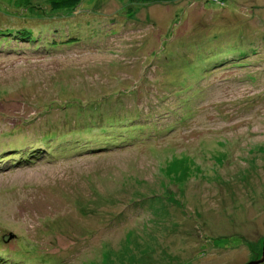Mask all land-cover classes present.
I'll return each instance as SVG.
<instances>
[{
  "label": "rangeland",
  "instance_id": "rangeland-1",
  "mask_svg": "<svg viewBox=\"0 0 264 264\" xmlns=\"http://www.w3.org/2000/svg\"><path fill=\"white\" fill-rule=\"evenodd\" d=\"M0 1V264L262 258L264 0Z\"/></svg>",
  "mask_w": 264,
  "mask_h": 264
},
{
  "label": "trees",
  "instance_id": "trees-1",
  "mask_svg": "<svg viewBox=\"0 0 264 264\" xmlns=\"http://www.w3.org/2000/svg\"><path fill=\"white\" fill-rule=\"evenodd\" d=\"M8 1V0H7ZM132 3H136V4H151V3H159V2H168V1H173V0H129ZM215 2H217V0H213ZM2 2V1H0ZM12 6H14L17 9H21L24 7H28L30 0H11L10 1ZM9 2V3H10ZM82 2V0H46V8H48V12L51 13H59V12H67V11H76V8L80 5V3ZM130 15V13H129ZM6 32V31H5ZM30 30H21L18 29L15 32H12L11 34H14L15 37H18L17 39L19 40H31L32 37L30 36ZM10 34V35H11ZM7 33H4V31L0 30V37L1 36H7ZM77 40V39H76ZM76 40L74 41V39H70L69 37H64L63 40H60V42L58 43H54L52 42V46L55 45H62V46H67L70 44H73L74 42H76ZM249 80L253 79L251 76H248ZM67 106V105H66ZM32 150V147H30ZM48 150V151H47ZM36 148H34V152H36ZM47 152H49V149H46ZM37 154V153H35ZM36 160V158H35ZM29 162H31V159L29 160ZM248 264V263H247Z\"/></svg>",
  "mask_w": 264,
  "mask_h": 264
},
{
  "label": "bare ground",
  "instance_id": "bare-ground-1",
  "mask_svg": "<svg viewBox=\"0 0 264 264\" xmlns=\"http://www.w3.org/2000/svg\"><path fill=\"white\" fill-rule=\"evenodd\" d=\"M224 3V2H223ZM206 5V4H205ZM204 5V6H205ZM216 8V7H215ZM210 9V8H209ZM1 14V13H0ZM6 17V16H5ZM4 17V18H5ZM3 18V17H2ZM1 17H0V19H2ZM4 18L2 19V22L1 23H3V21H7V20H4ZM63 19V18H62ZM229 19H231V18H229ZM107 21V20H106ZM35 22H37L38 23V21H35ZM40 22V21H39ZM59 22V21H58ZM62 22V21H61ZM12 23V22H11ZM10 23V24H11ZM14 23V22H13ZM97 23V22H96ZM213 23H215V22H213ZM6 24H8V23H6ZM25 24V23H24ZM62 24V23H61ZM110 27V26H109ZM218 29V28H217ZM214 30V29H213ZM230 30V29H229ZM233 30V29H232ZM235 32V31H234ZM236 33V32H235ZM196 34H197V32H196ZM198 34H199V32H198ZM201 34V33H200ZM239 34V33H238ZM237 34V35H238ZM242 35V34H241ZM246 36V35H245ZM42 41V40H41ZM196 41H197V39H196ZM198 41H199V39H198ZM13 42V41H12ZM32 42V41H31ZM193 42V41H192ZM195 42V41H194ZM19 43V42H18ZM40 43V42H39ZM59 43V42H58ZM189 43H191V42H189ZM9 44V43H8ZM17 44V43H16ZM22 44V43H21ZM32 44V43H31ZM186 45L185 46H187V43H185ZM192 44V43H191ZM5 45V44H4ZM7 45V44H6ZM14 46V45H13ZM20 46V45H19ZM18 46V47H19ZM51 46V45H50ZM185 46H184V48H185ZM3 47H5V46H3ZM24 47H26V46H24ZM41 47V46H40ZM53 47V46H52ZM16 48H17V46H16ZM48 48V47H47ZM187 48V47H186ZM186 48H185V50H186ZM29 49V48H28ZM49 49V48H48ZM53 49V48H52ZM183 49V48H182ZM36 50V49H35ZM50 50V49H49ZM188 50V49H187ZM191 50V49H190ZM20 51H22V50H20ZM54 51V50H53ZM231 51V50H230ZM23 52V51H22ZM25 52V51H24ZM55 52V51H54ZM28 53V52H27ZM31 53V52H30ZM47 53H49V52H47ZM53 53V52H52ZM17 54V53H16ZM38 55V54H37ZM47 73V72H46ZM7 110V109H6ZM127 111V110H126ZM22 127V126H21ZM20 129V128H19ZM19 129H18V132L17 133H19ZM22 129V128H21ZM2 130V129H1ZM11 130V129H10ZM22 130H24V129H22ZM13 131V130H12ZM11 131V132H12ZM5 133V132H4ZM7 133H9L8 131H7ZM7 133H5L6 135H7ZM3 134V133H2ZM11 134V133H10ZM4 135V134H3ZM9 135V134H8ZM1 142H3V141H1ZM2 146V145H1ZM76 147V146H75ZM23 148V147H22ZM20 150H21V148H20ZM22 151V150H21ZM48 151V150H47ZM31 152V151H30ZM29 152V153H30ZM24 153V152H23ZM25 154V153H24ZM27 154V153H26ZM13 155V154H12ZM27 156V155H26ZM9 157H11V156H9ZM15 157H17V155L15 156ZM24 157V156H23ZM14 158V157H13ZM9 160V159H8ZM15 160V159H14ZM45 161V160H44ZM42 162H43V160H42ZM19 164V163H18ZM29 164H30V162H29ZM33 165V164H32ZM24 166V165H23ZM4 171V170H3ZM9 171V170H8ZM6 172V171H5ZM4 173V172H3ZM122 185V184H121ZM124 185V184H123ZM17 195V194H16ZM37 197V196H36ZM3 241V240H2ZM6 241V240H5ZM8 246V245H7ZM4 247V246H3Z\"/></svg>",
  "mask_w": 264,
  "mask_h": 264
},
{
  "label": "water",
  "instance_id": "water-1",
  "mask_svg": "<svg viewBox=\"0 0 264 264\" xmlns=\"http://www.w3.org/2000/svg\"><path fill=\"white\" fill-rule=\"evenodd\" d=\"M8 237H10V235L7 236L6 241L11 240V239H8ZM12 238H13V235H12ZM263 261H264V241H263V245H262V258L260 260H258V261L250 262L248 264H261Z\"/></svg>",
  "mask_w": 264,
  "mask_h": 264
},
{
  "label": "clouds",
  "instance_id": "clouds-1",
  "mask_svg": "<svg viewBox=\"0 0 264 264\" xmlns=\"http://www.w3.org/2000/svg\"><path fill=\"white\" fill-rule=\"evenodd\" d=\"M8 236V235H7ZM4 238V237H3ZM7 239V238H6Z\"/></svg>",
  "mask_w": 264,
  "mask_h": 264
}]
</instances>
